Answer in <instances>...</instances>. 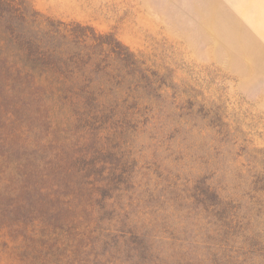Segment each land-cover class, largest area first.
<instances>
[{
  "label": "trees",
  "instance_id": "trees-1",
  "mask_svg": "<svg viewBox=\"0 0 264 264\" xmlns=\"http://www.w3.org/2000/svg\"><path fill=\"white\" fill-rule=\"evenodd\" d=\"M164 87L113 35L0 0V247L19 264H264L263 201L169 198L137 168L126 139L164 125Z\"/></svg>",
  "mask_w": 264,
  "mask_h": 264
},
{
  "label": "rangeland",
  "instance_id": "rangeland-1",
  "mask_svg": "<svg viewBox=\"0 0 264 264\" xmlns=\"http://www.w3.org/2000/svg\"><path fill=\"white\" fill-rule=\"evenodd\" d=\"M30 2L45 17L113 35L166 78L164 125L126 139L137 168L160 176L159 193L201 185L241 216L264 203V0ZM0 264L19 261L0 247Z\"/></svg>",
  "mask_w": 264,
  "mask_h": 264
}]
</instances>
